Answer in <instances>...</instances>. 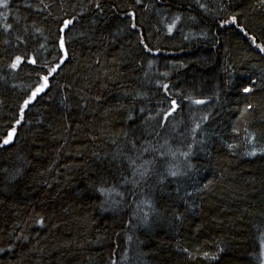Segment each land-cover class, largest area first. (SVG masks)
Segmentation results:
<instances>
[{"label": "trees", "instance_id": "16d2710c", "mask_svg": "<svg viewBox=\"0 0 264 264\" xmlns=\"http://www.w3.org/2000/svg\"><path fill=\"white\" fill-rule=\"evenodd\" d=\"M261 48L264 0H0V264H263Z\"/></svg>", "mask_w": 264, "mask_h": 264}, {"label": "rangeland", "instance_id": "374dc122", "mask_svg": "<svg viewBox=\"0 0 264 264\" xmlns=\"http://www.w3.org/2000/svg\"><path fill=\"white\" fill-rule=\"evenodd\" d=\"M16 62L19 63L18 61H16ZM173 104H174V109H177L178 108L177 102H175ZM183 118H184V120H183L182 125H183V128H186L187 130L184 131L182 128L181 131L177 134V136H176L177 140L176 141H178L179 143H180V141L182 142V141L186 140L187 133H189V135L191 137H193L195 130L199 133L201 130V128L199 126H197V123L193 121V117L190 116L188 113L185 116H183ZM247 145H248L247 150H246L247 153H250V152L256 153L260 149L264 150L262 147H260L257 144V142H255L253 140V138H250V140L247 142ZM179 153H181V152L176 153L174 158H176L180 161V159H179L180 157H177L180 155ZM263 264H264V262H263Z\"/></svg>", "mask_w": 264, "mask_h": 264}, {"label": "snow or ice", "instance_id": "6c2138e0", "mask_svg": "<svg viewBox=\"0 0 264 264\" xmlns=\"http://www.w3.org/2000/svg\"><path fill=\"white\" fill-rule=\"evenodd\" d=\"M233 22H234V21H233ZM67 23H71V21H68ZM67 23L65 24V27H67ZM257 47H260V45H257ZM261 51H264V48H261ZM12 67H16V64H13ZM58 67H59V64H58L56 67L52 68V69L50 70V74H51V73H55ZM47 79H48V77L45 76V77H44V80H45V85H44V87L47 86ZM39 91H43V87L38 88V89H37V92H39ZM35 94H36V93H33V95H35ZM26 103H27V102H26ZM4 143H5V144L9 143V140H5Z\"/></svg>", "mask_w": 264, "mask_h": 264}, {"label": "bare ground", "instance_id": "6f19581e", "mask_svg": "<svg viewBox=\"0 0 264 264\" xmlns=\"http://www.w3.org/2000/svg\"><path fill=\"white\" fill-rule=\"evenodd\" d=\"M177 102V101H176ZM174 103V102H173ZM178 109V108H177ZM175 113V112H174ZM196 148H199V147H196ZM194 149H195V146H194Z\"/></svg>", "mask_w": 264, "mask_h": 264}]
</instances>
